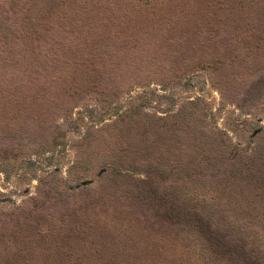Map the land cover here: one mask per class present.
I'll use <instances>...</instances> for the list:
<instances>
[{"label":"rangeland","instance_id":"1","mask_svg":"<svg viewBox=\"0 0 264 264\" xmlns=\"http://www.w3.org/2000/svg\"><path fill=\"white\" fill-rule=\"evenodd\" d=\"M0 264H264V0H0Z\"/></svg>","mask_w":264,"mask_h":264}]
</instances>
